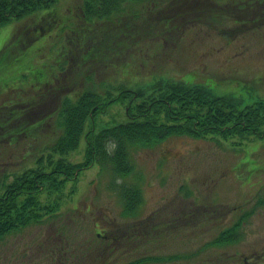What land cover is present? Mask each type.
Listing matches in <instances>:
<instances>
[{"label":"rangeland","instance_id":"1","mask_svg":"<svg viewBox=\"0 0 264 264\" xmlns=\"http://www.w3.org/2000/svg\"><path fill=\"white\" fill-rule=\"evenodd\" d=\"M177 1L128 3L107 24V17H94L80 27L84 0H58L49 9L0 27V104L9 103L14 92L20 97L10 102L21 100L28 107L0 105V114L4 107L11 109L12 123L19 125L9 133V146L0 138V170L19 167L33 143L21 138L18 148H11L22 135L44 129L34 147L56 139L55 124L45 127L52 116L26 123L42 110L43 103H32L36 95L47 97L51 91L43 86L52 84L53 77L61 78L63 87L44 113L55 111L68 95L75 99L86 89L104 92L121 82L131 90L149 91L170 79L203 85L215 96L234 95L245 102L264 98V18L252 12L243 16V10L261 15L264 0ZM234 1L238 3L230 5ZM220 12L228 19L224 21ZM241 17L248 21L241 22ZM112 33L117 41L118 34H123L119 40L126 34V49L116 57L113 43L101 52L107 57L91 60L85 68L93 73L92 80L75 76L84 54L77 42L88 51L92 46L99 50L111 41ZM122 62L126 65L118 66ZM28 89L33 93L29 95ZM126 107L115 103L97 116L96 131L125 121ZM84 154L83 139L69 159L80 163ZM130 159L134 172L118 181L142 190L144 202L134 217H123V201L110 189L112 174H103L96 164L81 173L75 194L61 205L60 216L0 240V264H130L153 255L192 257L149 264H264V205L256 206L257 199L259 205L264 202V140L232 146L231 141L174 136L132 150ZM249 211L254 213L243 223L238 243L205 247ZM96 223L106 236L116 239L110 251L113 242L96 236ZM135 234L147 237L133 240Z\"/></svg>","mask_w":264,"mask_h":264},{"label":"trees","instance_id":"2","mask_svg":"<svg viewBox=\"0 0 264 264\" xmlns=\"http://www.w3.org/2000/svg\"><path fill=\"white\" fill-rule=\"evenodd\" d=\"M57 1L0 0V27ZM139 1L142 0H85L84 12L87 19H101L119 13L125 3ZM250 12L258 19L264 18V12L260 15L253 10H243V16ZM113 91L86 89L76 100L66 98L56 113L62 135L38 149L33 166L24 161L28 157H23L21 171L0 172V238L57 213L74 194L77 172L84 168L97 163L118 177L127 176L133 171L130 153L135 147L151 146L171 136L219 138L234 145L264 139L262 98L243 103L233 96H215L200 85L170 80L158 82L149 91L131 90L124 85ZM116 102L128 103V120L99 133H87L84 162L71 163L67 156L78 149L88 120L105 113ZM117 186L124 201V214H134L143 200L141 191L134 186ZM238 227L222 233L215 243L238 240ZM133 264H140V260Z\"/></svg>","mask_w":264,"mask_h":264}]
</instances>
